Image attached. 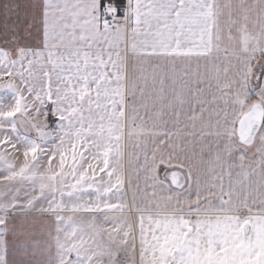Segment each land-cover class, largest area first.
I'll list each match as a JSON object with an SVG mask.
<instances>
[{"label":"snow or ice","instance_id":"6c2138e0","mask_svg":"<svg viewBox=\"0 0 264 264\" xmlns=\"http://www.w3.org/2000/svg\"><path fill=\"white\" fill-rule=\"evenodd\" d=\"M28 16L0 33V264H264V0Z\"/></svg>","mask_w":264,"mask_h":264},{"label":"crops","instance_id":"0c3cea01","mask_svg":"<svg viewBox=\"0 0 264 264\" xmlns=\"http://www.w3.org/2000/svg\"><path fill=\"white\" fill-rule=\"evenodd\" d=\"M6 2V0L0 1V31L3 32L6 25L14 26L16 29L22 28L25 26L26 22H30V18L28 16V8L31 3L34 2V0H15L14 3L19 5V8L17 9L19 13V17L13 15L10 17H6L5 13L3 11L2 5ZM37 43L39 41L37 40ZM132 191L131 188H128V197L131 199ZM33 229V234L38 239H46V236L43 234V229L46 227V225L41 223H35L30 226ZM9 241L11 242L13 238L10 236L8 237Z\"/></svg>","mask_w":264,"mask_h":264},{"label":"rangeland","instance_id":"374dc122","mask_svg":"<svg viewBox=\"0 0 264 264\" xmlns=\"http://www.w3.org/2000/svg\"><path fill=\"white\" fill-rule=\"evenodd\" d=\"M0 1H1V0H0ZM14 1H15V0H13V3H14ZM0 33H2V32L0 31Z\"/></svg>","mask_w":264,"mask_h":264}]
</instances>
